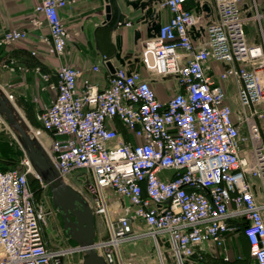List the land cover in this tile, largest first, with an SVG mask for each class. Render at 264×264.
<instances>
[{
	"label": "built area",
	"instance_id": "obj_1",
	"mask_svg": "<svg viewBox=\"0 0 264 264\" xmlns=\"http://www.w3.org/2000/svg\"><path fill=\"white\" fill-rule=\"evenodd\" d=\"M158 1L169 17L144 41L140 63L154 76H173L178 90L161 100L149 79L125 66L107 69L103 88L79 85L80 70L70 64L52 74L37 66L53 96L37 116L36 135L49 141L60 178L76 170L89 174L99 194L93 212L103 214L107 230L92 248L106 264H133L120 246L140 235L152 238L159 264H201L237 233L251 263L264 264V202L255 190V182L264 184V29L254 42L245 30L250 19H260L252 13L258 4ZM68 2L38 0L34 7L38 16L30 23L48 29L38 37L48 57L66 51L70 31L60 12ZM122 24L130 22L118 19ZM28 36L26 29H10L0 45ZM29 162L25 155L20 168L0 169V264H65L66 256L87 248L51 246L45 210L28 182ZM108 191L119 200L110 202ZM137 219L146 232L132 234Z\"/></svg>",
	"mask_w": 264,
	"mask_h": 264
},
{
	"label": "crops",
	"instance_id": "obj_2",
	"mask_svg": "<svg viewBox=\"0 0 264 264\" xmlns=\"http://www.w3.org/2000/svg\"><path fill=\"white\" fill-rule=\"evenodd\" d=\"M131 1L69 0L60 15L70 34H74V40L68 41L63 56L55 59L44 54V46L38 39L39 34H47L48 29L35 28L30 23L32 16H38L34 11L38 0H0V37L10 29H26L29 33L26 41L0 45V89L6 95L17 92L27 102H35L37 107L43 100L49 103L53 96L46 81L35 71L37 66L42 73L52 74L59 64H70L80 70L79 85L88 81L103 88L108 84L107 69L110 71L107 65H103V60L107 59L114 67L138 69L151 81L159 99H168L178 90L176 79L154 76L145 71L140 63V51L148 38L150 22L164 21L169 13L158 0H142L146 2L143 8L132 7ZM107 5L110 6L109 12L106 11ZM118 19H124L130 25L117 26ZM90 42L95 45L93 51ZM32 49L37 50V56L31 54ZM96 64L100 66L98 72L92 70ZM12 100L16 102L13 95ZM119 131L125 139H132L121 125Z\"/></svg>",
	"mask_w": 264,
	"mask_h": 264
},
{
	"label": "rangeland",
	"instance_id": "obj_3",
	"mask_svg": "<svg viewBox=\"0 0 264 264\" xmlns=\"http://www.w3.org/2000/svg\"><path fill=\"white\" fill-rule=\"evenodd\" d=\"M249 3L250 0H244ZM253 2V0H251ZM258 7L252 8L253 14H259L260 19H250L246 26V34L249 42L261 40L262 31L264 29V0H256ZM68 28V27H67ZM69 30V29H68ZM74 35V34H73ZM73 35L70 34L69 42L73 41ZM90 50H95V45L89 43ZM67 47V46H66ZM67 50V48H66ZM0 93H4L0 89ZM11 92L5 96L11 102L10 107L15 113L16 120L23 126L25 131L30 134L33 139H36L38 144L43 149H49V141L44 135H36V130L40 129L41 123L37 116L40 114L46 105L47 100H43L37 107L35 102H27L21 94L12 92L16 102L9 99ZM43 99H45L43 97ZM235 115L238 114L239 107L234 108ZM40 141H42L40 143ZM25 152L23 150L22 138L16 128L6 119L5 115L0 113V169H18L21 167L22 161L25 159ZM31 190L36 199L42 204L46 213L45 232L47 239L53 248H66L68 246H76L77 243L72 240L63 227V217L61 211L52 202V189L40 178L30 171L27 175ZM61 183L68 184L77 190L81 196L89 203L93 211L98 202L99 194L93 187L92 180L83 170H76L71 174L61 177ZM255 190L257 198L260 202H264V184L255 182ZM106 195L109 196V201L119 200V196L111 191ZM95 217V242L107 237V230L103 221V214L94 213ZM132 234L146 232V225L140 220H135L132 223ZM249 248L241 233H237L228 240L223 248L216 249L213 252H207L203 255L201 262L204 264H252L248 255ZM120 253L123 258H131L133 264H159L154 248V242L148 235L132 236L120 246ZM84 253L75 252L64 258L65 264H82L81 260ZM224 256L229 257L228 261L223 260Z\"/></svg>",
	"mask_w": 264,
	"mask_h": 264
},
{
	"label": "water",
	"instance_id": "obj_4",
	"mask_svg": "<svg viewBox=\"0 0 264 264\" xmlns=\"http://www.w3.org/2000/svg\"><path fill=\"white\" fill-rule=\"evenodd\" d=\"M146 2L131 1L132 7L143 6ZM110 6H106L109 12ZM120 16V12H118ZM159 28L155 20L150 22L148 37L153 36ZM107 67L114 72L115 67L108 61ZM10 101L4 93H0V113L16 128L22 138L23 150L32 162L39 178L52 189V202L60 209L63 217V227L67 235L78 246L85 247L86 252L82 264H106L104 259L92 248L95 243V217L91 206L80 193L68 184L61 183L59 172L45 149L41 148L36 139H31L23 126L16 120L10 107ZM255 264H257L255 262Z\"/></svg>",
	"mask_w": 264,
	"mask_h": 264
},
{
	"label": "bare ground",
	"instance_id": "obj_5",
	"mask_svg": "<svg viewBox=\"0 0 264 264\" xmlns=\"http://www.w3.org/2000/svg\"><path fill=\"white\" fill-rule=\"evenodd\" d=\"M7 98V97H6ZM8 99V98H7ZM9 101V100H8ZM14 115H15V113H14ZM16 118V117H15ZM29 134V133H28ZM29 136H30V134H29ZM31 137V136H30ZM31 139H33L32 137H31ZM42 141H40V143H41ZM43 143V142H42ZM45 151L47 152V150L45 149ZM48 153V152H47ZM29 165H30V169L32 170V172L35 174V175H37V172H36V170H35V168H34V166H33V164H32V162L30 161L29 162ZM83 197V196H82ZM88 203V202H87ZM89 204V203H88ZM91 209H92V207H91ZM92 211H93V209H92ZM93 214H94V212H93Z\"/></svg>",
	"mask_w": 264,
	"mask_h": 264
},
{
	"label": "flooded vegetation",
	"instance_id": "obj_6",
	"mask_svg": "<svg viewBox=\"0 0 264 264\" xmlns=\"http://www.w3.org/2000/svg\"><path fill=\"white\" fill-rule=\"evenodd\" d=\"M61 215H62V213H61ZM223 260H225L224 258H222ZM229 260V259H228ZM228 260H225V261H228ZM201 264H204L203 262L201 263Z\"/></svg>",
	"mask_w": 264,
	"mask_h": 264
}]
</instances>
